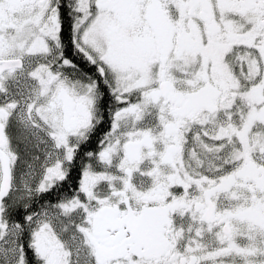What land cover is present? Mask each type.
Listing matches in <instances>:
<instances>
[{"label": "snow or ice", "instance_id": "snow-or-ice-1", "mask_svg": "<svg viewBox=\"0 0 264 264\" xmlns=\"http://www.w3.org/2000/svg\"><path fill=\"white\" fill-rule=\"evenodd\" d=\"M0 264H264V0H0Z\"/></svg>", "mask_w": 264, "mask_h": 264}]
</instances>
